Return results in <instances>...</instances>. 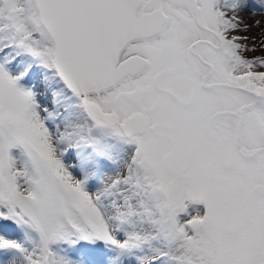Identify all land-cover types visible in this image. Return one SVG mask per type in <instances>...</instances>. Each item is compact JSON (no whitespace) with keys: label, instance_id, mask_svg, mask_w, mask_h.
<instances>
[{"label":"snow or ice","instance_id":"obj_1","mask_svg":"<svg viewBox=\"0 0 264 264\" xmlns=\"http://www.w3.org/2000/svg\"><path fill=\"white\" fill-rule=\"evenodd\" d=\"M264 0H0V264H264Z\"/></svg>","mask_w":264,"mask_h":264},{"label":"bare ground","instance_id":"obj_2","mask_svg":"<svg viewBox=\"0 0 264 264\" xmlns=\"http://www.w3.org/2000/svg\"><path fill=\"white\" fill-rule=\"evenodd\" d=\"M242 16L244 17L245 22L248 23L249 25L253 24L257 20L261 21V26L259 28H255V27L251 28L247 33L249 37H255L256 42L258 43L261 38L262 30H264V13L258 12L256 14H252V12L249 10L242 13ZM261 54L264 53H260V51H257L255 54L251 53L250 55H261Z\"/></svg>","mask_w":264,"mask_h":264},{"label":"rangeland","instance_id":"obj_3","mask_svg":"<svg viewBox=\"0 0 264 264\" xmlns=\"http://www.w3.org/2000/svg\"><path fill=\"white\" fill-rule=\"evenodd\" d=\"M261 53V52H260ZM255 54V53H254Z\"/></svg>","mask_w":264,"mask_h":264}]
</instances>
